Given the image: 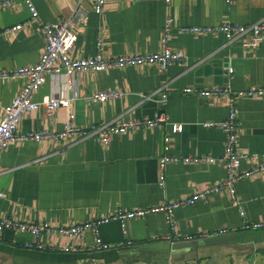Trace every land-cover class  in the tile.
Wrapping results in <instances>:
<instances>
[{"label":"crops","instance_id":"1","mask_svg":"<svg viewBox=\"0 0 264 264\" xmlns=\"http://www.w3.org/2000/svg\"><path fill=\"white\" fill-rule=\"evenodd\" d=\"M32 2L45 22L66 17L77 6L88 11L87 23L75 27L77 39L69 51L71 57L79 59L99 52L112 57L161 50L168 13L173 28L165 44L181 52L185 61L166 69L145 64L78 72L72 85L64 75L48 76L34 100L50 96L70 102L50 115L42 108L27 111L19 122L21 133L60 131L69 116H73V124L89 126L162 113L166 124L129 129L114 134L107 143L91 138L10 143L0 161V217L69 226L111 215L119 208L173 202L225 179L222 158L226 133L205 123L223 121L228 100L201 98L183 89L229 85L233 91H242L264 87V38L253 47H245L228 42L220 32L197 34L178 31L177 27L250 24L264 18V0H172L168 8L165 0H106L101 15L93 12L92 0ZM29 18L23 0L0 7L1 70L39 61L44 36L37 21L24 24ZM19 24H23L21 28L6 31ZM22 85L21 78L0 80V120L3 108ZM100 91H121L122 95L94 101L92 95ZM162 92L167 93L164 102L160 101ZM236 105V149L252 157L240 163L239 170L246 171L261 160L256 155L264 152V95L238 97ZM173 124L181 125V130L172 132ZM166 133L170 137L167 154L177 160L161 169ZM189 156L217 157V161L185 162ZM234 188L244 215L222 191L177 206L173 229L163 212L128 219L124 226L118 220L103 223L98 227L99 236L111 245L103 249L92 248V230L74 237L44 235L41 241L45 249L25 246L34 240L30 233L5 230L0 237V264H264V229L245 226L264 221V171L236 181ZM176 236L182 239L174 241ZM187 236L195 237V247L173 248ZM65 247L76 249L65 251Z\"/></svg>","mask_w":264,"mask_h":264},{"label":"built area","instance_id":"2","mask_svg":"<svg viewBox=\"0 0 264 264\" xmlns=\"http://www.w3.org/2000/svg\"><path fill=\"white\" fill-rule=\"evenodd\" d=\"M13 0H0V7H7L12 4ZM106 0H92V10L94 13L101 15L104 12ZM172 0H165L168 8ZM27 7L30 18L24 23L29 24L37 21L44 36V48L40 54L39 61L32 66H21L7 70L0 69V80L8 78H21L23 85L20 92L3 108V116L0 120V161L4 150L10 143L21 141H74L78 142L87 138H91L101 143L110 141L114 134L124 133L129 129L151 128L164 126L167 118L162 113H157L152 118L132 119L127 121L112 120L106 123L89 126H79L73 124V116H69L60 131H52L42 129L39 131H29L21 133L18 130L19 122L27 111L38 110L42 108L45 114H52V111L61 106H67L70 102L68 98L45 96L41 101L34 100V94L46 82L50 75H64L67 84L72 85V78L78 72L84 71H104L112 68H121L134 65L156 64L160 68L165 69L172 63L184 62L185 57L181 52L173 51L166 46V39L173 28V19L167 13L164 25L163 47L161 50L153 53H134L122 54L112 57L102 55L100 52L91 57L73 58L69 55V51L73 49L77 35L75 27L84 25L88 21V11L81 6L75 7L71 14L66 17L58 18L52 22H45L39 16V13L32 0H23ZM23 24L15 25L7 31L17 30ZM178 31L189 33H215L220 32L225 35L228 42H239L242 46L253 47L264 38V18L257 21L241 25L235 23H221L216 26H180ZM229 72H232L230 69ZM185 93H195L201 98L222 97L228 100V113L226 118L219 123H205V126H219L226 133L224 145V156L222 161L227 170V176L223 181L206 187L205 189L193 193L188 197L178 199L173 202L164 203L162 205L136 208L131 210L117 209L113 214L73 225H57L49 222H27L9 217H0V237L3 231H19L30 233L34 240L25 243L26 247L45 249L41 238L44 235L58 234L65 236H82L86 231L92 230L95 234V245L93 249H103L111 247L102 242L99 236V225L112 220H118L122 226L128 219L144 217L150 213L163 212L165 220L170 228H174L173 211L182 204H193L200 199H206L211 194L227 192L234 205L240 208V214L244 215L240 202L236 198L234 183L242 178L249 177L258 171H264V152L256 155L260 157V161L253 164L252 168L246 171L239 170L240 163L244 159L252 158L251 155L241 153L236 149L238 139L237 117L238 110L236 107V99L241 96L264 95V87H254L248 90L233 91L229 85H213L209 87L199 88L189 86L183 89ZM122 95L121 91H100L92 95L94 101H105ZM167 93L162 92L160 101L164 102ZM181 130V125L173 124L172 132ZM170 146V137L168 133L164 136L163 149L165 154L160 158V168L163 169L167 162L175 161L177 158L168 155L167 151ZM254 156V155H253ZM185 162L194 163H214L216 158L210 156H189L183 159ZM161 181L163 175L160 176ZM254 229H264V221L245 225ZM226 231H219L223 234ZM205 236V235H204ZM202 237V235H199ZM168 238V237H166ZM174 241L182 238L174 237ZM185 241H192L195 237H184ZM130 244V242L128 243ZM75 247H65V251L75 250Z\"/></svg>","mask_w":264,"mask_h":264},{"label":"water","instance_id":"3","mask_svg":"<svg viewBox=\"0 0 264 264\" xmlns=\"http://www.w3.org/2000/svg\"><path fill=\"white\" fill-rule=\"evenodd\" d=\"M196 241H182V242H178L177 244H175L173 246V248L177 249V248H191V247H195L196 245Z\"/></svg>","mask_w":264,"mask_h":264},{"label":"bare ground","instance_id":"4","mask_svg":"<svg viewBox=\"0 0 264 264\" xmlns=\"http://www.w3.org/2000/svg\"><path fill=\"white\" fill-rule=\"evenodd\" d=\"M27 8V7H26ZM7 31V30H6ZM166 69V68H165ZM184 92V91H183ZM189 94V93H188ZM251 97V96H250ZM237 106V105H236ZM117 119V118H116ZM120 119V118H119ZM121 134V133H120ZM217 158V157H216ZM161 173V172H160ZM163 174V173H162ZM182 199V198H181ZM166 203V202H165ZM169 203V202H168ZM182 206V205H181ZM175 210V209H174ZM174 216V214H173Z\"/></svg>","mask_w":264,"mask_h":264}]
</instances>
